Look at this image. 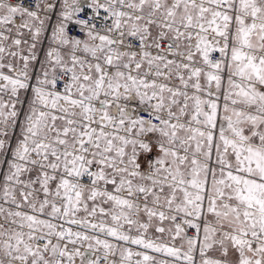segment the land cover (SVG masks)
Segmentation results:
<instances>
[{
	"label": "snow or ice",
	"instance_id": "obj_1",
	"mask_svg": "<svg viewBox=\"0 0 264 264\" xmlns=\"http://www.w3.org/2000/svg\"><path fill=\"white\" fill-rule=\"evenodd\" d=\"M0 264H264V0H0Z\"/></svg>",
	"mask_w": 264,
	"mask_h": 264
},
{
	"label": "built area",
	"instance_id": "obj_2",
	"mask_svg": "<svg viewBox=\"0 0 264 264\" xmlns=\"http://www.w3.org/2000/svg\"><path fill=\"white\" fill-rule=\"evenodd\" d=\"M73 31H75V28H74V26H73ZM45 46H46V44H45Z\"/></svg>",
	"mask_w": 264,
	"mask_h": 264
},
{
	"label": "rangeland",
	"instance_id": "obj_3",
	"mask_svg": "<svg viewBox=\"0 0 264 264\" xmlns=\"http://www.w3.org/2000/svg\"><path fill=\"white\" fill-rule=\"evenodd\" d=\"M145 167H147V164L145 163Z\"/></svg>",
	"mask_w": 264,
	"mask_h": 264
},
{
	"label": "crops",
	"instance_id": "obj_4",
	"mask_svg": "<svg viewBox=\"0 0 264 264\" xmlns=\"http://www.w3.org/2000/svg\"><path fill=\"white\" fill-rule=\"evenodd\" d=\"M43 55V53L41 52V56Z\"/></svg>",
	"mask_w": 264,
	"mask_h": 264
}]
</instances>
